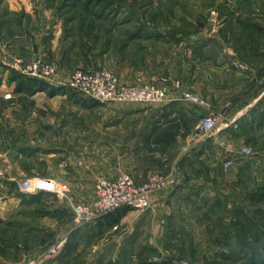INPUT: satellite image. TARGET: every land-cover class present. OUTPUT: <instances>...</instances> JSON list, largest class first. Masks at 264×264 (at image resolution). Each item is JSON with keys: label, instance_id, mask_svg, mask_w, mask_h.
Wrapping results in <instances>:
<instances>
[{"label": "rangeland", "instance_id": "374dc122", "mask_svg": "<svg viewBox=\"0 0 264 264\" xmlns=\"http://www.w3.org/2000/svg\"><path fill=\"white\" fill-rule=\"evenodd\" d=\"M220 1L0 0V209L7 198L19 200L8 213L0 215V264H264V116L259 114L253 129L226 135L222 130L227 120L219 109L220 103L210 106L197 96L193 97L205 111L199 115L195 128L203 116L213 112L219 115L217 129L199 139L194 136L196 132L189 133V139L180 141L181 150L191 151L192 142L206 140L208 154L198 160L202 174L211 179L231 178L230 185L216 187L212 201L218 204L216 212L205 213L206 209L193 205L190 215L165 217L161 238L164 241L160 239L159 244L156 239L150 243L147 222L136 241H126L120 249L116 248L117 235L128 230L127 223L117 221L112 232L106 230L98 235L92 234L95 227L75 233L103 217L78 221L74 208L93 206L101 181L112 182L128 173L142 187L151 177L161 176L167 185L150 192V202L153 194L168 191L177 182L178 173L154 167L142 181L128 171L114 177L100 175L96 113L99 111L100 120L105 121L135 120L131 130L137 134L141 121L152 117L151 109L166 106L171 88L182 89L192 82L166 73L170 62L176 59L178 68L188 67L191 71L203 66L204 59L199 48L192 50L190 46H199L208 38L215 39L209 50H215L217 43L227 44L218 42ZM254 13L259 14L257 10ZM132 34L138 36L130 37ZM37 60L48 71L36 76L27 68ZM230 65L242 72L250 68L237 55L231 57ZM96 70L109 71L121 88H159L166 100L155 104L105 102L68 85L77 71L93 74ZM111 108L122 110L115 115ZM64 119L67 122L61 127ZM81 121L88 133L86 142L66 145L68 137L73 140L83 128ZM118 130L121 144L126 147L132 131L127 134L122 128ZM33 142L41 147L67 149L71 154L61 151L48 157L33 151L29 147ZM20 146L28 147L19 160L26 174L10 176L9 169L3 168L2 156L14 157ZM243 149H249L250 155L240 154ZM229 160L233 165L227 168L225 163ZM150 164L145 161L146 166ZM70 171L72 176L90 174L81 179L86 182L83 187L90 190L74 193L64 178ZM192 171L188 173L191 176ZM44 179H52L63 192L21 191L22 183ZM74 180L81 185V180ZM151 207L123 208L143 212ZM87 233L92 234L87 238L90 247L77 253L85 244L83 237ZM102 241L106 257L99 259L95 248ZM254 252H258L259 259Z\"/></svg>", "mask_w": 264, "mask_h": 264}, {"label": "crops", "instance_id": "0c3cea01", "mask_svg": "<svg viewBox=\"0 0 264 264\" xmlns=\"http://www.w3.org/2000/svg\"><path fill=\"white\" fill-rule=\"evenodd\" d=\"M220 3L217 19L221 28V36L218 38V42L220 44V40H223L230 47L227 44L220 46L217 43L215 50H209L210 42H214L215 39L208 38L201 41L199 46H190V49L199 48L202 52L203 66L193 67L190 71L188 67L178 68L176 59L174 62H170L166 73L178 77L181 81L187 78L192 82L182 89L181 87L179 89L171 88L166 106L159 110L151 109L152 117L141 121L139 125L141 130L137 134L133 135L134 132L131 130L135 120H129V122L127 120L125 122L105 121L100 120L99 111L96 113L99 117L97 138L100 175L114 177L128 171L142 181V177H146L149 169L157 168V170H163L166 173H178L177 182L168 191L153 194L151 196L152 207L149 210L138 212L130 208L119 209L113 214L101 217L94 225H87L76 230L75 233L88 232L90 228L95 227L92 234L98 235L106 230L112 232L111 228H114L117 221H120L121 224L127 223L128 230L121 231L120 235H117L119 241L116 243V248L120 249L124 248L126 241H136L141 232L145 230V225L148 224L150 243L156 239L158 241L155 240V243L159 244L160 239H163L162 234L165 232V217L175 216L179 213L190 215L193 205L198 208V204L203 199L211 202L214 200L217 186H228L232 183L230 177L211 179L202 174L198 160H202L208 154L206 140L192 142L191 151L181 150L180 143L182 140L189 139L191 136L189 133L197 131L195 123L199 115L205 111V108L196 102V96L205 99L210 106L220 103L219 109L225 112V120H227V124L223 126L225 128L222 130L226 135L229 132L239 133L241 130L251 127L250 124L257 121L259 114L264 113V0H221ZM255 10L259 14L256 15ZM235 55L250 64L249 71L242 72L230 65L231 57ZM193 80H195V86ZM111 109L114 110L115 115L117 110H122V108ZM30 113L32 112L30 111ZM63 121L61 127L64 126L67 119ZM81 123L83 128L78 130L73 140L68 137L66 145L72 146L82 144V141L86 142L88 133L84 127L85 123L83 121ZM118 128L126 130L127 134L132 131L130 138L126 141V147L121 144ZM29 147L48 157H55L61 151H66L65 154L70 153L69 150H63L54 145L41 147L34 142ZM24 148L28 147H18L14 157L2 156L3 168L9 169L10 176L19 177L26 174L19 164L21 156L24 155ZM122 149H126V152H121ZM145 161L150 162L151 166H146ZM190 170H193L194 175L188 174ZM69 174L67 173L64 178L69 180L74 193L79 195L84 190L86 192L90 190L88 186L83 187V183L86 182L81 180L86 176L90 177V174L85 177L84 172L77 176H72V171ZM210 174L212 176L211 170ZM74 179L81 180V188H79L81 185L75 183ZM16 202L19 200L15 197L7 198L1 206L0 215L8 213V210ZM145 218L146 221H144ZM92 234L84 235L85 244L77 253L90 247L87 238ZM162 239L161 242L164 241ZM103 241L98 249L95 248L98 250V258L106 257L105 242ZM97 262H88V264H98Z\"/></svg>", "mask_w": 264, "mask_h": 264}, {"label": "built area", "instance_id": "2783aa9c", "mask_svg": "<svg viewBox=\"0 0 264 264\" xmlns=\"http://www.w3.org/2000/svg\"><path fill=\"white\" fill-rule=\"evenodd\" d=\"M238 67L244 68L243 65L234 61ZM40 60L32 62L27 68L33 71L36 75L38 72L48 71L47 67L44 69ZM37 76V75H36ZM41 77V76H40ZM69 80L68 85L75 91H81L95 100L110 101L114 103H146L155 104L165 102V94L159 88L150 86H139V88L124 87L121 88L117 84V79L108 72L96 70L93 74L83 71H77ZM162 105V104H161ZM219 115L216 116L213 112L202 117L197 125L195 138H202L203 136L212 135L217 129ZM249 149H243L240 154L246 156L250 155ZM233 165L232 160L225 163V167ZM167 185L164 178L161 176H153L142 187L137 186L134 177L123 174L112 182L101 181L97 185V200L93 206L86 207L83 205H76V218L78 221L86 222L91 220V217L104 216L113 213L123 207H132L136 209H144L150 207V192L154 189H161ZM21 191L30 194L35 193H61L63 189L52 179L36 180L34 182H25L21 185ZM85 220V221H84Z\"/></svg>", "mask_w": 264, "mask_h": 264}, {"label": "trees", "instance_id": "16d2710c", "mask_svg": "<svg viewBox=\"0 0 264 264\" xmlns=\"http://www.w3.org/2000/svg\"><path fill=\"white\" fill-rule=\"evenodd\" d=\"M140 30L141 29H139L138 30V32H140ZM135 36H138V34H132V36H130V37H135ZM39 87H41V86H39ZM262 116H264V113L262 114ZM254 122V121H253ZM253 122L250 124V126L252 127V129L254 128V126H253ZM247 128H245L243 131H245ZM247 164V163H246ZM217 206H218V204L217 203H212L211 201H209V200H207V199H203V201L202 202H200V204H198V209L200 208L201 210H207V211H205V213H214V212H216V210H217ZM240 243V242H239ZM228 248H229V250H230V252H233V245L232 244H230L229 243V241H228ZM235 246H237V245H235ZM254 253H256V255H257V259H259V254H258V252H254ZM228 255V254H227ZM260 261H262V260H260ZM262 264H263V262H261Z\"/></svg>", "mask_w": 264, "mask_h": 264}]
</instances>
